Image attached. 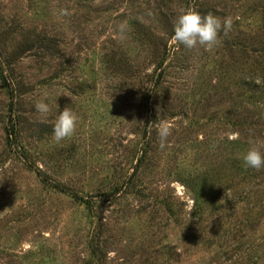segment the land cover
<instances>
[{"label":"rangeland","instance_id":"obj_1","mask_svg":"<svg viewBox=\"0 0 264 264\" xmlns=\"http://www.w3.org/2000/svg\"><path fill=\"white\" fill-rule=\"evenodd\" d=\"M188 8L231 30L174 45ZM64 108L78 119L56 142ZM252 146L264 0H0V264H264Z\"/></svg>","mask_w":264,"mask_h":264},{"label":"clouds","instance_id":"obj_2","mask_svg":"<svg viewBox=\"0 0 264 264\" xmlns=\"http://www.w3.org/2000/svg\"><path fill=\"white\" fill-rule=\"evenodd\" d=\"M232 21L230 18L221 19L212 13L201 15L194 9L188 8L177 14L172 30L171 40L176 46H183L186 49H195L198 46L211 48L219 43L221 33L227 35L231 30ZM126 24H120L116 28L117 37L120 40L126 39ZM35 109L42 115H47L50 108L47 103L41 101L35 104ZM77 115L70 109L64 108L58 111L52 130L53 139L56 142L72 136L75 130ZM170 134L167 124H161L158 129V136L161 140V146ZM250 145H254V140H249ZM242 165L245 168L260 170L264 168V154L255 147H249L241 157Z\"/></svg>","mask_w":264,"mask_h":264}]
</instances>
